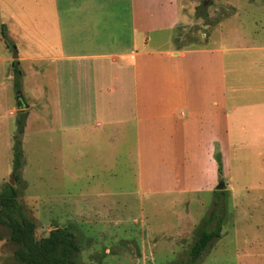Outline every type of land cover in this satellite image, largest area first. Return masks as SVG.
<instances>
[{
  "label": "crops",
  "instance_id": "obj_1",
  "mask_svg": "<svg viewBox=\"0 0 264 264\" xmlns=\"http://www.w3.org/2000/svg\"><path fill=\"white\" fill-rule=\"evenodd\" d=\"M33 2L46 26L30 31L29 60L61 78L67 144L92 146L108 168L119 140L134 138L139 169L146 156L168 196L211 190L198 177L217 173V150L230 190L264 189V34L178 49L166 34L183 23L180 0Z\"/></svg>",
  "mask_w": 264,
  "mask_h": 264
},
{
  "label": "rangeland",
  "instance_id": "obj_2",
  "mask_svg": "<svg viewBox=\"0 0 264 264\" xmlns=\"http://www.w3.org/2000/svg\"><path fill=\"white\" fill-rule=\"evenodd\" d=\"M202 3L180 0L183 23L166 34L176 48L218 47L228 37L264 34V0ZM33 6V0H0V192L15 176L14 137L25 113L22 168L13 186L23 212L37 225V239L48 237L57 227L71 229L80 245L77 264H191L189 252L199 234L215 226L207 223L214 210L225 217L222 238L211 244L198 264H264V189L250 186L243 191L233 184L230 190L223 156V184L214 156L217 173L211 175L208 168L203 178L198 177L205 186L213 183L211 190L168 196L161 193L158 172L155 168L150 172L146 156L139 169L140 146L134 138L119 140L108 168L102 156H92V146L64 141L61 78L53 63L33 65L29 60L35 51L29 33L46 26L42 10L38 6L36 14ZM4 23L18 52L6 47ZM21 59L26 76L18 95L13 63ZM19 99L26 108L19 106ZM72 112L70 108L69 116ZM223 190L224 196H215ZM15 250L9 229L0 226V264H19Z\"/></svg>",
  "mask_w": 264,
  "mask_h": 264
},
{
  "label": "trees",
  "instance_id": "obj_3",
  "mask_svg": "<svg viewBox=\"0 0 264 264\" xmlns=\"http://www.w3.org/2000/svg\"><path fill=\"white\" fill-rule=\"evenodd\" d=\"M202 5L203 0H199ZM208 3V5H211ZM205 15H203L204 17ZM2 36L8 47H12L9 37L3 28ZM16 50V46H13ZM14 67V88L18 95L22 89L23 71L19 68V62L13 63ZM27 114H21L18 120V133L14 137L13 144V168L17 180L19 171L22 168L23 148L22 135L27 120ZM218 164V174L220 182L223 184V161L219 150L215 153ZM225 195V191H216L215 196ZM218 206L217 202L214 203ZM208 224H215L213 229H204L198 236L196 242L191 247L190 263L198 264L204 253L211 244L222 238L223 226L225 223L224 215H218L216 211H211ZM0 226L7 227L10 231V241L16 245L14 258L19 264H77L76 258L80 253L75 233L69 228H55L48 237L37 239L36 223L29 219L23 212L19 202V191L11 184L6 185L0 192Z\"/></svg>",
  "mask_w": 264,
  "mask_h": 264
},
{
  "label": "water",
  "instance_id": "obj_4",
  "mask_svg": "<svg viewBox=\"0 0 264 264\" xmlns=\"http://www.w3.org/2000/svg\"><path fill=\"white\" fill-rule=\"evenodd\" d=\"M18 55L15 56V58H17ZM18 104L19 106L21 107H25V105L23 104L22 100H18ZM26 108V107H25ZM14 181H15V176L12 177L11 181H10V184L13 186L14 185ZM223 189V186H220L219 190H222Z\"/></svg>",
  "mask_w": 264,
  "mask_h": 264
},
{
  "label": "flooded vegetation",
  "instance_id": "obj_5",
  "mask_svg": "<svg viewBox=\"0 0 264 264\" xmlns=\"http://www.w3.org/2000/svg\"><path fill=\"white\" fill-rule=\"evenodd\" d=\"M19 100H21V99H19Z\"/></svg>",
  "mask_w": 264,
  "mask_h": 264
}]
</instances>
